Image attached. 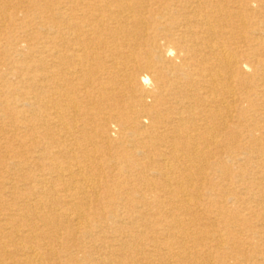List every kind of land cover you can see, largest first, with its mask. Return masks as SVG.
<instances>
[{
    "label": "bare ground",
    "instance_id": "bare-ground-1",
    "mask_svg": "<svg viewBox=\"0 0 264 264\" xmlns=\"http://www.w3.org/2000/svg\"><path fill=\"white\" fill-rule=\"evenodd\" d=\"M0 264H264V0H0Z\"/></svg>",
    "mask_w": 264,
    "mask_h": 264
}]
</instances>
